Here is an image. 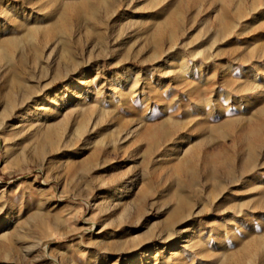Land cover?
I'll return each mask as SVG.
<instances>
[{
    "label": "rangeland",
    "instance_id": "374dc122",
    "mask_svg": "<svg viewBox=\"0 0 264 264\" xmlns=\"http://www.w3.org/2000/svg\"><path fill=\"white\" fill-rule=\"evenodd\" d=\"M0 264H264V0H0Z\"/></svg>",
    "mask_w": 264,
    "mask_h": 264
},
{
    "label": "bare ground",
    "instance_id": "6f19581e",
    "mask_svg": "<svg viewBox=\"0 0 264 264\" xmlns=\"http://www.w3.org/2000/svg\"><path fill=\"white\" fill-rule=\"evenodd\" d=\"M251 149V148H250ZM252 151V150H251ZM252 157L253 156H251V154H250V156H249V158L243 163V165H242V169L245 171L246 169H247V167H248V164L251 162V160H252ZM234 160L231 158V157H229V158H227V159H225V160H223L222 161V163H221V170H223V172L227 175V176H229V177H232L233 176V171H234ZM216 175H217V170H216V168H214V169H212L211 170V172H210V175H209V178L211 179V180H213V179H215V178H217L216 177ZM188 198V197H187ZM189 205V204H188ZM188 205H187V202L184 200V199H182V198H180L179 200H178V202H177V206H176V208L172 211V213H171V217L169 218L172 222L174 221V222H176L178 219H180L179 217H180V214H181V212L183 211V210H185V209H187V207H188ZM182 219V218H181ZM183 220V219H182ZM108 235H110V234H108Z\"/></svg>",
    "mask_w": 264,
    "mask_h": 264
}]
</instances>
